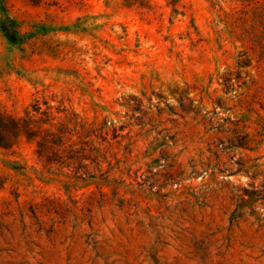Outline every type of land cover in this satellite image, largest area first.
Returning a JSON list of instances; mask_svg holds the SVG:
<instances>
[{
	"label": "rangeland",
	"instance_id": "rangeland-1",
	"mask_svg": "<svg viewBox=\"0 0 264 264\" xmlns=\"http://www.w3.org/2000/svg\"><path fill=\"white\" fill-rule=\"evenodd\" d=\"M244 8L0 0V111L32 124L0 147V264H264V49ZM47 131L70 167L39 157ZM101 153L109 182L88 177Z\"/></svg>",
	"mask_w": 264,
	"mask_h": 264
},
{
	"label": "trees",
	"instance_id": "trees-1",
	"mask_svg": "<svg viewBox=\"0 0 264 264\" xmlns=\"http://www.w3.org/2000/svg\"><path fill=\"white\" fill-rule=\"evenodd\" d=\"M30 3L34 5H39L43 2V0H28ZM126 3L134 4V3H142L143 0H124ZM244 4V9L241 11L243 17L249 16L250 14L253 17L254 27L249 31L245 30L244 33L252 36V41L254 44L260 46L264 49V0H241ZM81 21V19L79 20ZM81 22H79V26ZM257 39H261V41L257 42ZM255 46V45H254ZM27 126H23L17 119L7 116L6 114L0 111V147L3 149H12L15 147L21 138L22 135L28 134L26 129L32 125L30 121L26 122ZM56 135L47 131L45 136L38 143V154L39 157L46 163V165L57 164L59 166H67L70 167L72 163H68L63 156L62 144L56 145L55 143ZM96 173L89 175L90 179L98 178L105 182H109V172H104L102 168V164L107 160L104 153H101L96 158ZM68 179H82L80 177V172L78 171V167L75 168L73 175H67Z\"/></svg>",
	"mask_w": 264,
	"mask_h": 264
}]
</instances>
